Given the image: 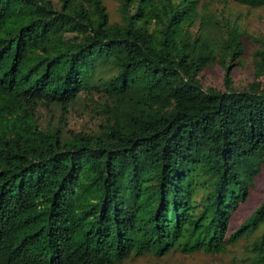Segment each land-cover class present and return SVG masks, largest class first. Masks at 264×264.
<instances>
[{"label":"trees","instance_id":"16d2710c","mask_svg":"<svg viewBox=\"0 0 264 264\" xmlns=\"http://www.w3.org/2000/svg\"><path fill=\"white\" fill-rule=\"evenodd\" d=\"M226 1L0 0V264H264V35Z\"/></svg>","mask_w":264,"mask_h":264},{"label":"rangeland","instance_id":"374dc122","mask_svg":"<svg viewBox=\"0 0 264 264\" xmlns=\"http://www.w3.org/2000/svg\"><path fill=\"white\" fill-rule=\"evenodd\" d=\"M105 5L111 15V19L116 20V0H106ZM223 5L224 3L221 2L219 3L218 7L221 8ZM226 5H230V7L233 9L232 11L234 12H237L238 10L243 11L241 14L243 16H241L242 18L239 20V22H243L245 28L249 33L252 34L253 37L259 34L264 35V8L248 12L247 10H243L240 7L232 4V0H227ZM250 41V39L243 40V46L245 47L244 62L246 65L244 64V66L235 67L232 72V87L235 89H242L252 81V72L248 67V64H250V60L252 58L251 52L256 45L255 43H253V41ZM202 80L205 86H210L221 91H223L225 88L222 82L223 74L218 67H213L210 70L205 71ZM87 109H90L91 111L94 110L90 107H88ZM40 112L45 114L44 110L42 109H40ZM71 116L72 117L70 118L69 124L70 128L78 129L80 126L86 125H88L89 127H93L92 121L97 123L94 118L82 115V111L80 108H74ZM257 187L260 188L261 185L257 183ZM233 255L234 253L214 257L205 254H198L194 258L185 259L183 264H233L231 262Z\"/></svg>","mask_w":264,"mask_h":264}]
</instances>
